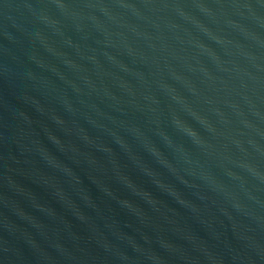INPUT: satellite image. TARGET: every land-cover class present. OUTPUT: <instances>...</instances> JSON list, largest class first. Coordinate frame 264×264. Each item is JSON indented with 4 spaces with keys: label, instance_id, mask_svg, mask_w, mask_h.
<instances>
[{
    "label": "water",
    "instance_id": "water-1",
    "mask_svg": "<svg viewBox=\"0 0 264 264\" xmlns=\"http://www.w3.org/2000/svg\"><path fill=\"white\" fill-rule=\"evenodd\" d=\"M0 264H264V0H0Z\"/></svg>",
    "mask_w": 264,
    "mask_h": 264
}]
</instances>
